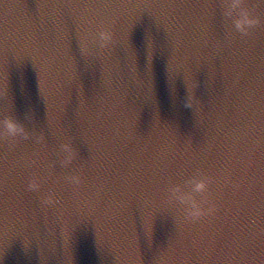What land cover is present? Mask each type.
I'll return each mask as SVG.
<instances>
[{"label": "water", "instance_id": "95a60500", "mask_svg": "<svg viewBox=\"0 0 264 264\" xmlns=\"http://www.w3.org/2000/svg\"><path fill=\"white\" fill-rule=\"evenodd\" d=\"M180 2L0 0V116L30 132L0 136V264H264V2L246 34ZM198 171L215 209L185 219Z\"/></svg>", "mask_w": 264, "mask_h": 264}, {"label": "clouds", "instance_id": "9594fccd", "mask_svg": "<svg viewBox=\"0 0 264 264\" xmlns=\"http://www.w3.org/2000/svg\"><path fill=\"white\" fill-rule=\"evenodd\" d=\"M264 2V0H261ZM223 15L230 20L232 28L240 33H248L254 26L260 23V17L255 15L253 10L247 6V0H223ZM113 41V34L108 27H101L95 37V43L105 48ZM82 53L87 55L90 51L88 41H82ZM188 106L194 105V97L190 93L186 101ZM33 118L30 111L25 112V119ZM30 132L25 123L18 120L13 113L0 116V136H6L10 139L17 137H28ZM63 154L62 163L70 164L75 157V150L70 142L61 144ZM66 181L73 185L81 183L79 174L73 173L65 177ZM213 178L203 172H196L184 179L183 183H173L168 188V202L175 206L179 205L183 210V218L199 219L201 216L214 211L215 206L208 199L209 185ZM37 179H32L28 187L32 190L39 189ZM53 195L49 194L44 198V203L53 200Z\"/></svg>", "mask_w": 264, "mask_h": 264}, {"label": "snow or ice", "instance_id": "6c2138e0", "mask_svg": "<svg viewBox=\"0 0 264 264\" xmlns=\"http://www.w3.org/2000/svg\"><path fill=\"white\" fill-rule=\"evenodd\" d=\"M174 2H176L177 3V6H179V7H185V4L184 3H182V2H180V0H174ZM191 7H193V8H195L196 6L195 5H191ZM68 11L65 13L66 15H72L73 14V12H74V10H73V8L71 7V6H68L67 8H66ZM262 231H264V229H262ZM235 258H234V256H229L228 257V260L229 261H232V260H234ZM241 259H243V257H241Z\"/></svg>", "mask_w": 264, "mask_h": 264}]
</instances>
